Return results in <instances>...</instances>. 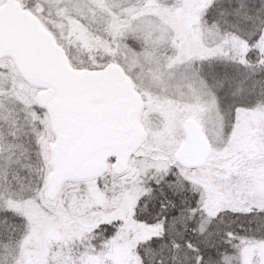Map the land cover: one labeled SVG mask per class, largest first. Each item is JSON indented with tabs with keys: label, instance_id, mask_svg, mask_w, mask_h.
I'll return each mask as SVG.
<instances>
[{
	"label": "snow or ice",
	"instance_id": "snow-or-ice-1",
	"mask_svg": "<svg viewBox=\"0 0 264 264\" xmlns=\"http://www.w3.org/2000/svg\"><path fill=\"white\" fill-rule=\"evenodd\" d=\"M0 264H264V0H0Z\"/></svg>",
	"mask_w": 264,
	"mask_h": 264
}]
</instances>
